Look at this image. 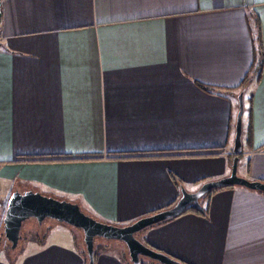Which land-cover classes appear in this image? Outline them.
<instances>
[{"label": "crops", "instance_id": "0c3cea01", "mask_svg": "<svg viewBox=\"0 0 264 264\" xmlns=\"http://www.w3.org/2000/svg\"><path fill=\"white\" fill-rule=\"evenodd\" d=\"M1 11L0 264H89L82 236L64 225L8 252L15 191L127 226L173 207L182 186L230 176L241 93L238 175L264 182V0H2ZM206 201L207 215L138 238L185 264L245 260L233 250L253 241L264 264V194L234 186ZM226 246L232 255L218 258ZM97 253L95 264H132L122 244Z\"/></svg>", "mask_w": 264, "mask_h": 264}, {"label": "water", "instance_id": "95a60500", "mask_svg": "<svg viewBox=\"0 0 264 264\" xmlns=\"http://www.w3.org/2000/svg\"><path fill=\"white\" fill-rule=\"evenodd\" d=\"M1 3L2 0H0V22L2 17ZM238 103L239 110L233 148L234 158L230 176L207 182L196 192H188L182 186V196L173 207L141 218L127 226H116L98 221L84 212L78 203L59 200L34 191H15L11 195L3 219L5 239L10 244L11 250L15 252L19 248L23 239V226L27 221L35 220L39 226H42L47 220H54L82 231L89 264H95V243L100 238L122 242L128 250L132 264H142V258L160 264H185L147 246L138 238V234L152 226L180 217L190 205H194L203 211L201 200L214 190L239 186L264 192V182L251 181L238 175L240 155L243 152V116L245 112L243 93L239 95Z\"/></svg>", "mask_w": 264, "mask_h": 264}, {"label": "rangeland", "instance_id": "374dc122", "mask_svg": "<svg viewBox=\"0 0 264 264\" xmlns=\"http://www.w3.org/2000/svg\"><path fill=\"white\" fill-rule=\"evenodd\" d=\"M262 194H264V192H262ZM207 198L208 197L203 198L201 200V203L202 204H206ZM61 225H64V226H67V227L71 228L74 232H76L80 236H82L81 238L83 239L82 231L77 229V228H74L72 226H69V225H66V224H61V223H58V222H56L54 220H47L46 225H44V227L41 228V226H39L35 220H29L23 226L22 234H23V238L24 239H22V243H23L22 245L25 244L26 240H31L34 237L31 234L36 232V237L40 238L43 235L44 231L48 227H51V226L56 227V226H61ZM253 229L256 230L257 228H253ZM258 231H260V230H258ZM258 231H257L255 236H257V235L259 236L260 235L259 239H262V241H263L262 229H261L260 232H258ZM258 236H257V239H258ZM243 241L245 243L241 242L240 244H238L235 247V249L233 250L234 251L233 254L236 255V256H239L241 258L245 257L246 255H248L247 258L245 260L244 259H240V260H237V261H235L234 259H231L229 261V264H259V262L254 261V259L251 256V253H258V250H257V249H259L258 244H256V242H253V241H251V242H248V241L246 242V240H243ZM101 244H104L106 246L109 245V244H122V246H125L122 242H119V241H109V240H105V239H101L100 238V239L96 240L95 248L97 249L99 247V245H101ZM259 246L261 248L262 244L261 245L259 244ZM227 255H232L229 246H226L224 250L222 249V253H220V254L218 253V258H221L223 256H227ZM257 255L258 254H256V256ZM142 259H144V258H142ZM214 259H215V257H214ZM214 259H211V261L214 260ZM255 259H257V258H255Z\"/></svg>", "mask_w": 264, "mask_h": 264}, {"label": "trees", "instance_id": "16d2710c", "mask_svg": "<svg viewBox=\"0 0 264 264\" xmlns=\"http://www.w3.org/2000/svg\"><path fill=\"white\" fill-rule=\"evenodd\" d=\"M256 38H255V40H256V44L258 45V47L259 48H261V44H260V39H259V37H260V24H259V22L257 21L256 22ZM257 47V48H258ZM262 67H263V62H262V64H258V66H256V67H254V69H253V75H254V77L252 78V77H248L247 79H246V82H245V85L242 87V89L244 90L245 88H246V86L249 84V83H251L253 80H259V78H260V75H261V69H262ZM218 190H220V189H218ZM217 190H214V191H211L208 195H206L204 198H206V197H209L212 193H214V192H216ZM202 204V203H201ZM202 207H203V205H202ZM187 212H195V213H198V214H202V215H207V213H208V211H207V209L206 208H204L203 207V211H200L198 208H196L194 205H190V206H188L187 207V209H186V212L185 213H187ZM47 222V221H46ZM46 222L41 226V228H43L44 227V225H46ZM48 229H49V227L44 231V233H43V235L41 236V237H44V235L46 234V231H48ZM40 237V238H41ZM2 244L4 245V247L8 250V252H10L11 254H15L20 248H21V245H22V241L20 242V246H19V248L15 251V252H13L12 250H11V246H10V244L6 241V239H5V235H4V232H3V235H2ZM97 251H98V248L96 249L95 248V258H97ZM156 263H158V262H156ZM160 264V263H159Z\"/></svg>", "mask_w": 264, "mask_h": 264}]
</instances>
